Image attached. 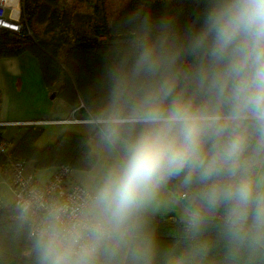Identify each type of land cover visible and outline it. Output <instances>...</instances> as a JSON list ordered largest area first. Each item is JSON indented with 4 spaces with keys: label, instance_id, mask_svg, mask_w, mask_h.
<instances>
[{
    "label": "clouds",
    "instance_id": "obj_1",
    "mask_svg": "<svg viewBox=\"0 0 264 264\" xmlns=\"http://www.w3.org/2000/svg\"><path fill=\"white\" fill-rule=\"evenodd\" d=\"M106 36L95 167L10 209L30 264H264V0H123Z\"/></svg>",
    "mask_w": 264,
    "mask_h": 264
},
{
    "label": "trees",
    "instance_id": "obj_2",
    "mask_svg": "<svg viewBox=\"0 0 264 264\" xmlns=\"http://www.w3.org/2000/svg\"><path fill=\"white\" fill-rule=\"evenodd\" d=\"M60 3V0H20V30L0 28V59L24 52L32 54L48 91L86 115L96 57L107 38L108 22L95 24L92 35H85L72 28L71 12ZM34 25L42 26L41 35L34 31ZM2 131L0 127V139ZM42 132L38 125H27L8 152L0 154V168L10 167L14 160L32 162L34 170L68 165L72 170L86 171L94 166L95 162L86 160L82 154L80 138L85 134L63 132L52 143L37 147ZM12 205L0 208V264H30L26 240L16 236L11 228ZM177 219L173 214L162 216L161 230L173 227Z\"/></svg>",
    "mask_w": 264,
    "mask_h": 264
},
{
    "label": "crops",
    "instance_id": "obj_3",
    "mask_svg": "<svg viewBox=\"0 0 264 264\" xmlns=\"http://www.w3.org/2000/svg\"><path fill=\"white\" fill-rule=\"evenodd\" d=\"M17 15L16 17L18 18ZM35 59L28 52L0 59V116L4 121L17 122L16 124L2 127V139L7 141L10 148L19 139L24 128L30 125L28 122L33 120L45 119L54 121L40 125L43 132L36 141L37 147L52 143L63 132L86 134L84 127L87 124L86 115L75 108H71L60 97L55 96L51 101H48L47 93L42 92L38 96V103L34 101V105H30L26 99L25 101L21 99L20 91L24 82L23 78H28L27 66L33 64L39 70ZM25 167L39 183L46 182L55 171V166L34 170L32 162H27ZM92 168L86 171L72 170L75 174L70 173L65 181V187H69L74 182L81 183V179L84 177L83 174L90 172ZM12 180L11 168L9 166L0 168V208L13 204Z\"/></svg>",
    "mask_w": 264,
    "mask_h": 264
},
{
    "label": "rangeland",
    "instance_id": "obj_4",
    "mask_svg": "<svg viewBox=\"0 0 264 264\" xmlns=\"http://www.w3.org/2000/svg\"><path fill=\"white\" fill-rule=\"evenodd\" d=\"M60 1L61 6L71 12L72 28L88 36L92 35V27L95 24H98L103 20L109 23L121 9L123 3V0H90L89 2L80 0ZM11 2L13 9L10 14L15 17L18 14V11L20 12V0H11ZM17 16L19 19V14ZM33 29L38 35H41V25H34ZM34 66L35 65L33 64L27 66L28 78H23L24 82L22 90L20 91L21 99H23V101L26 99L30 105H34V101H37L38 103V96H40L42 92L47 93L48 101L52 100L50 97L51 92L45 87L39 70ZM93 167H95V164ZM71 174H75V172H71ZM88 174L89 172L84 173V177L81 181L84 180Z\"/></svg>",
    "mask_w": 264,
    "mask_h": 264
},
{
    "label": "built area",
    "instance_id": "obj_5",
    "mask_svg": "<svg viewBox=\"0 0 264 264\" xmlns=\"http://www.w3.org/2000/svg\"><path fill=\"white\" fill-rule=\"evenodd\" d=\"M18 1V0H17ZM13 9L11 0H0V28L19 31L21 23L19 19L10 14ZM82 120V119H81ZM79 120V121H81ZM54 122L53 120H33L28 122L32 125H43L45 123ZM17 122L4 121L0 116V127L16 124ZM9 149V144L6 140L0 139V154H6ZM10 168L13 174L12 189L14 192V201L25 194L26 191L32 188H38L50 195H70L76 189L80 182H74L69 187H65V181L72 172V168L68 165H60L55 167L52 176L44 183H39L34 175L26 170L25 163L22 160H14L10 163Z\"/></svg>",
    "mask_w": 264,
    "mask_h": 264
},
{
    "label": "water",
    "instance_id": "obj_6",
    "mask_svg": "<svg viewBox=\"0 0 264 264\" xmlns=\"http://www.w3.org/2000/svg\"><path fill=\"white\" fill-rule=\"evenodd\" d=\"M51 98H54L55 97V93L52 92L51 95H50Z\"/></svg>",
    "mask_w": 264,
    "mask_h": 264
}]
</instances>
